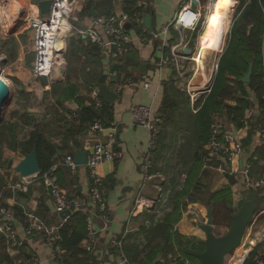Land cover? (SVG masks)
<instances>
[{
  "label": "crops",
  "instance_id": "crops-1",
  "mask_svg": "<svg viewBox=\"0 0 264 264\" xmlns=\"http://www.w3.org/2000/svg\"><path fill=\"white\" fill-rule=\"evenodd\" d=\"M6 1L9 2L6 8L0 9V62L8 63L7 75L15 81L17 86L24 89H18L19 94L15 92V95L13 85L0 72L2 80L10 90V99L3 106L0 124L7 121L14 127L12 129L14 137L11 140L13 145L4 146L3 158L0 159V189L9 181L20 180L21 175L9 168L7 163L12 160L13 167L23 159L26 152H22L21 143L29 137L32 130L39 129L45 140L55 147L56 155L52 157V164L57 166L54 172L59 186L67 194L87 198L91 181L86 165H79L76 171L71 173L61 164V161L66 155H73L77 149H83L88 154L94 144L108 140L111 128L115 126L114 146L122 155L113 162L102 163L97 168L103 180V196L110 221L107 227H103L99 214L89 204L90 222L96 231V240L91 251L87 249L86 242L81 244V249L87 252L88 256L81 263L124 264L122 260L126 258L128 262L125 264H157L162 260L174 258L175 247L173 253L161 251L155 254L153 260L148 261L146 259L148 250L145 249L142 252L141 247L145 243L144 229L153 223H158L171 210L168 195L172 187H166L163 179L160 182L156 179L159 175L165 174V169H162L165 166L163 160L169 158L172 161L176 150L162 155V158H159L162 164L158 165L156 153L154 166L156 165L155 168L159 171H153V168L150 172L152 177L144 180L141 164L147 150L148 131L141 124L133 122L131 108L136 104H145L159 113L166 90L171 81H175L174 75L179 60L190 58L199 67L200 63L204 64L205 60L199 49V39L204 28H200L199 24L193 30L179 32L171 28L165 38L164 36L160 39L150 38L151 32H159L168 26L177 11L188 0H137L133 6L140 8L132 13L140 12L143 16L150 14L151 28L146 29L143 24H138L127 29L131 37V48L118 62L109 60L107 50L99 49L77 32V28L89 27L93 18L101 16L97 12L101 0H90L94 6H88V0H71L73 3L69 22L73 29L68 33L65 41L64 51H67V56L64 58L62 53L63 59L58 62L51 77L38 78L32 75L33 32L26 22L25 11L30 5L37 6L39 0ZM195 1L194 9L202 13L200 20H205L206 23V7L217 1L220 4L224 0ZM213 8L215 13L221 10V7L218 9L215 5ZM91 9L96 12V16L89 15ZM121 11H124L123 0H113V10L110 14ZM223 12L227 18V13ZM99 30L102 31V28ZM191 42L196 43L194 50L190 47ZM10 53L13 54L11 61L7 60ZM212 53L213 51L206 52V54ZM113 63L120 64L121 79L118 83L112 80L110 67ZM100 84H105L114 92L117 84L124 86L117 93V99L109 104L112 106L111 117L98 118L104 129L91 132L88 123L92 120H81L80 124L79 115L82 107H87L90 111L92 107L95 108L97 113L92 111L95 115L99 114L104 107V104L99 108L95 107V101L91 96L93 90H98ZM145 84L147 86H144ZM247 93L250 101L249 111L253 112L252 118L249 116L250 119L231 120L225 113L214 117L216 120L214 122L221 126V133L231 134L240 141L243 147L242 154L235 156L231 161L224 160L226 144L223 143L222 138L219 139L221 146L215 152L216 159L207 162L205 157L203 173L199 175L200 184L198 188L190 190L192 200L183 199L181 214L173 225L171 239L179 242H183L182 239L204 240V233L198 225L206 222L207 209L209 206L213 207L212 195L227 185L229 173V176H233L238 181L239 189L243 193L251 192L240 180L239 171L243 165L251 166L253 180L262 177L264 161L258 160L254 150L264 145V142L258 140V129L260 126L264 127V109L260 108L255 95L248 88ZM226 103L235 105L234 100H226ZM251 119L252 122H249ZM181 134L176 135L174 140L179 142L178 136ZM166 139L167 145L171 136L168 135ZM8 155L13 157L9 158ZM256 161L257 164H255ZM31 179L32 177L26 179L31 181L27 191L18 193L6 189L3 196L4 205L13 210L15 216L13 227L22 245L10 256L7 250L10 244L1 237L3 240L0 247V264H8L4 259L6 256L21 264H62L61 252H55L53 246L48 245L41 236L33 235L24 238L23 212L25 210L35 213L47 224L58 225L63 221L43 185ZM139 195L153 200L154 203L145 208L138 207L132 213L135 200ZM259 197L254 221L259 215L264 214V190ZM189 207L196 208L198 212L187 213ZM2 220L3 218H0V221ZM249 226L243 236L246 241H249ZM255 235L257 237L250 241L249 256L243 264H257V262L264 264V223L258 226ZM111 239H120V246H110ZM136 249L138 252L135 251ZM53 253H57L58 257L53 258ZM179 262L192 264L185 258H180Z\"/></svg>",
  "mask_w": 264,
  "mask_h": 264
},
{
  "label": "trees",
  "instance_id": "trees-1",
  "mask_svg": "<svg viewBox=\"0 0 264 264\" xmlns=\"http://www.w3.org/2000/svg\"><path fill=\"white\" fill-rule=\"evenodd\" d=\"M136 1L123 0V10L129 13L138 10L140 7L133 6ZM237 1L238 13L234 17L225 50L217 63V70L209 92L204 97L195 101L193 105L195 111L192 112L188 108L187 103L177 102L174 99V96L181 95L178 89L168 87L159 109V114L162 118V129L157 143L156 164L158 165L159 158H162V155L167 154L164 152V147L166 146L167 136L171 134L169 131L170 125L172 126L173 124L175 126L173 127V134H186L182 144L174 154V158H179L185 169L181 184L173 188L172 181H169L171 184L170 188H173L170 189L168 195L171 210L158 223H153L143 231L145 243L142 244L141 251L148 250L146 253L148 261L153 260L155 254L161 251L173 253L175 247L176 253L173 254L174 258H168L165 261L167 264H183L179 262L180 258H185L189 261L195 258L183 253V247L197 252L204 249L203 241L182 239L183 242H179L171 239V232L173 225L180 217L183 199L188 198L192 200L190 190L198 188L200 184L199 175L203 173V162L208 152L206 146L211 138V127L215 123L214 117L225 113L231 120L237 118L250 119V101L247 88L255 95L260 108L264 109V0ZM87 4L88 6H94L90 0H88ZM232 5H234V1L232 0H224L220 3L221 10L225 11L227 16ZM112 10L113 0H101V4L97 7V12L101 16L109 15ZM249 63H252V73L250 81L244 83L240 79L248 71ZM231 99L235 102L234 106L226 103V100ZM103 104L104 107L97 115L90 111L89 108L82 107L81 114L79 115L80 124L81 120H92L93 118H103L104 116L110 118L112 106L104 102ZM13 128L10 122H2L0 124V146L6 142L7 132L9 133V138L14 137ZM222 137L223 134L221 133L218 138L221 139ZM248 138H250L249 135ZM21 144L23 153L29 152L33 146H36L39 171L47 170L53 165L52 157L56 155L55 147L45 140L43 133L39 129L32 130L29 137ZM254 155L258 160L264 161V145L255 148ZM167 161H170V159L168 158ZM257 161L255 164H257ZM155 167L156 165L153 171L158 170ZM248 194H254L257 200L260 198L259 193L256 192L243 193L239 189L238 181L233 176L228 175L227 185L212 195L213 208H215L213 220H215L219 206H224L225 213H230L233 216L237 213L243 199ZM60 233V241L53 245L55 252H61L60 262L62 264H85L81 263L88 257L87 252L81 249V244L85 242L87 233L85 216L82 213H73L63 224ZM2 240L0 237V247H2ZM135 251L138 252V249ZM177 253L179 254L178 256ZM4 259L8 264H14V261L9 256L4 257ZM197 264H199L198 260Z\"/></svg>",
  "mask_w": 264,
  "mask_h": 264
},
{
  "label": "built area",
  "instance_id": "built-area-1",
  "mask_svg": "<svg viewBox=\"0 0 264 264\" xmlns=\"http://www.w3.org/2000/svg\"><path fill=\"white\" fill-rule=\"evenodd\" d=\"M71 0H51V5L48 14L42 15L39 8L36 5H30L25 11V19L29 24L33 32V49H34V62L32 67V75L35 78L38 77H51L58 62L62 61V53L64 51L65 41L68 33L73 29L69 19L72 12ZM193 0H188L174 15L173 20L168 26H165L159 32H151V39H160L167 36L169 29L173 28L179 32L187 29H195L196 25L202 18V13L199 10L194 9ZM143 15L140 12L127 13L121 11L120 13H112L107 16H97L93 18V21L89 27L77 28L79 35L86 37L90 43L99 47V49L105 51L109 56V60H115L118 62L131 48V37L126 29V24L130 26L142 24ZM68 26V29L63 33V28ZM102 28V31L99 30ZM225 45V43H224ZM226 46V45H225ZM224 51V50H223ZM110 61V62H111ZM164 61V60H163ZM217 67V66H216ZM123 84H117L115 92L119 93L123 88ZM144 86H147L145 84ZM95 101V107L99 108L103 105L98 90H93L91 94ZM252 110L249 111V116L252 118ZM132 120L135 123L141 124L148 131V145L145 151L141 164V171L144 180L150 179L151 170L154 168L155 155L157 151V143L159 133L161 131L162 118L160 114L153 110L149 105L136 104L131 108ZM252 122V119L250 120ZM88 127L91 132L100 131L104 129L100 119L93 118L88 123ZM221 134V126L219 123H214L211 127V138L206 146L208 155L206 161H213L216 159L215 152L220 148L218 136ZM223 134V133H222ZM115 135L116 127L111 128L108 140L104 143H96L87 154L86 167L88 170V177L91 181L89 194L87 198L76 197L67 194L58 184V178L54 172L56 165H52L49 169L39 171L38 173L29 176L22 177L18 181H9L6 184V188L0 189V237H3L9 242L8 254L12 256L15 253L16 248L22 245V241L17 238L16 231L13 227L14 213L13 210L6 207L3 203V196L6 189H10L12 192H25L28 189V184L31 181H26L27 178L32 177V181H37L47 191L54 208L58 212L69 210L71 215L75 212L82 213L87 221V233H86V247L88 250L93 249V245L96 240V231L94 230L92 223L90 222V214L88 211L89 204L99 214L103 227H107L110 221V215L107 208L106 200L103 196V180L99 175L97 168L104 162H113L122 153L115 148ZM223 143L226 144L225 159L231 161L235 156L241 155L243 147L240 141L236 140L231 134H223ZM258 140L264 142V127L260 126L258 129ZM61 164L66 166L71 173H74L79 166L74 159V156L66 155ZM230 175V173H229ZM239 176L244 187L251 192L262 193L264 190V171L262 177L258 180L251 178V166L245 164L239 171ZM154 203L153 200L145 198L141 195L137 196L134 209V213L138 207H148ZM194 207H189L187 213L198 212ZM24 215V238L31 237L33 235L41 236L44 241L53 246L61 239V228L65 221L71 216H66L63 221L58 225L47 224L43 219L38 217L35 213L25 210ZM110 246H120V239H111ZM243 247L236 248L233 252L227 255L229 257L224 264H241L249 252L250 241H246L242 238L241 242ZM240 244V245H241ZM241 248V249H240ZM53 258H57L58 254L53 253ZM127 259L123 258L122 263H127ZM14 264H21L20 262H14ZM157 264H167L165 260L160 261ZM176 264V263H172ZM257 264H263L257 262Z\"/></svg>",
  "mask_w": 264,
  "mask_h": 264
},
{
  "label": "water",
  "instance_id": "water-1",
  "mask_svg": "<svg viewBox=\"0 0 264 264\" xmlns=\"http://www.w3.org/2000/svg\"><path fill=\"white\" fill-rule=\"evenodd\" d=\"M195 4L196 1L193 0ZM51 5V0H39L37 6L42 15H46L49 12ZM89 15L96 16V12L91 9ZM151 15L146 14L143 16L142 24L146 29L151 28ZM126 29L130 28V24L127 23ZM189 51V49H185ZM217 70V67H216ZM110 72L112 74V80L114 83H118L121 79L120 64L113 63L110 67ZM252 73V63H249V68L246 73L243 74L240 79L244 83L250 81V76ZM0 73V121L2 120V110L3 106L7 104L10 99V90L8 85L1 79ZM98 91L101 99L107 103H113L118 95L112 91L105 84H100L98 86ZM94 113H97L95 108H91ZM74 159L78 165H86L87 163V152L83 149H77L73 153ZM9 168H12L16 173L22 177H29L39 172V162L38 153L36 146H33L29 152L24 153L23 159L18 162L17 165L12 167V160L7 163ZM257 206V197L254 194H248L245 199H243L242 204L229 222L228 230L224 235L218 236L213 231V207L209 206L207 209V220L205 223L199 224L198 227L204 233V249L200 252L190 250L183 247V253L197 258L199 264H224V258L226 255L233 252L238 248L242 242V238L247 227L252 223ZM71 215L69 210H64L60 212L61 219L66 216ZM249 252L247 253V257ZM245 260L241 263L243 264Z\"/></svg>",
  "mask_w": 264,
  "mask_h": 264
},
{
  "label": "rangeland",
  "instance_id": "rangeland-1",
  "mask_svg": "<svg viewBox=\"0 0 264 264\" xmlns=\"http://www.w3.org/2000/svg\"><path fill=\"white\" fill-rule=\"evenodd\" d=\"M232 1H234V5H232L231 10L229 11L227 18L225 16V19H224L225 27H224V24L222 27V33H223L222 51L220 53L219 52L218 53L213 52L212 54H206V53L202 54V56L204 57V60H205V61H203L204 62V64H203L204 71H201L198 64H196L195 62H192L190 60V58L180 59L178 62V66L176 68V71H175V75H174L175 81L173 80L170 83L169 88H171V87L177 88L178 92L181 94V95L174 96V99L177 102L187 103L188 108L192 112L195 111L193 108L195 101L197 99L204 97L209 92V89L212 85V82L214 80L215 73H216V63L218 61L219 56L224 52L223 50H225V47H226L225 45H226L227 39L230 37V32H231L233 20H234L235 15L238 13V11H237L238 10L237 9L238 1L237 0H232ZM215 7H218V9L220 8V4L218 1L215 3ZM216 11H217V9H216ZM207 22H208L207 19H206V23H205V20H200L198 23L199 27L203 29L206 26ZM224 43H225V45H224ZM190 47L194 50L196 47V43L191 42ZM9 55H10V57H8L7 60L11 61L13 58V54L10 53ZM63 55H64V58H66L67 51H64ZM214 60H216V61H214ZM7 64H4L3 61L0 62V72H2V76L5 79L7 78L9 80V82L11 83V85H13L12 87H13L14 93L15 92L18 93L19 92L18 89H24V88H21V86H17L15 84V81H12L9 78L10 76L7 75V72H8V68L6 67ZM201 74H203V75L205 74L204 77L206 79H204V77L201 76ZM232 87H234V86H232ZM16 93H15V95H16ZM232 93H233V89H232ZM232 100L233 99L227 100V101H232ZM6 123H8V122L6 121ZM170 127L171 128H169V131L171 132V134H169V135L171 136V139L167 142V145L164 147L165 153L168 151H171V150L173 152L175 150H177L178 147L182 144L183 138L186 135V134H181L178 136V139L180 142L179 143V142L174 140V137L176 135H178V133L173 134V127H175V126L172 124V126L170 125ZM8 135H9V133L7 132L6 142H4L0 146V159L3 158L4 146H8V144H12V142H11L12 138H9ZM8 157L12 158L13 156L8 155ZM163 161L165 163L164 164L165 165V174H161V176L159 175V177L156 180L158 182H160L163 179V182H165V185L168 188H170L169 181H172L173 188L177 187L179 184L182 183V180L184 178L185 166H183V164L180 162L179 158H177V157H176V159L175 158L172 159V161H167V159L163 160ZM172 163H173V165H172ZM158 164H162V163L159 161ZM162 169H164V166ZM168 175H169V178H168ZM225 212H226L225 207L219 206L218 210L216 212L215 220H213V222H212L213 231L218 236L224 235L227 232L229 222H230V219L232 217V215L230 213H225ZM261 223H264V214L259 215L256 218V220L255 221L253 220V222L250 224V226H249L250 234L248 236L249 241H251L252 238L256 239L257 236L255 235V233L257 231L258 226ZM240 246L244 248V246H242V244ZM229 257H227V255L225 256V258H224L225 262ZM191 261L193 264H197L196 258L191 259Z\"/></svg>",
  "mask_w": 264,
  "mask_h": 264
},
{
  "label": "bare ground",
  "instance_id": "bare-ground-1",
  "mask_svg": "<svg viewBox=\"0 0 264 264\" xmlns=\"http://www.w3.org/2000/svg\"><path fill=\"white\" fill-rule=\"evenodd\" d=\"M7 2L8 1H6V0H0V9H5L7 6ZM213 5H215V2L210 3L208 6L206 5L207 7L205 10V19H207L208 22H207L206 26L204 27V31L202 32V35L199 39V49H200L201 55L203 53L211 52V51L220 53L222 48H223V46H222V41H223L222 27L224 24V19H225L226 14L223 12V10H220L216 13L213 12V9H214ZM67 29H68V26H65L63 28V33ZM199 61H200V59H198V62ZM214 61H216V60H214ZM200 64H201L200 70L204 71V66L202 65V63H200ZM204 75L201 74V76H203V77H204ZM204 79H206V78L204 77Z\"/></svg>",
  "mask_w": 264,
  "mask_h": 264
}]
</instances>
